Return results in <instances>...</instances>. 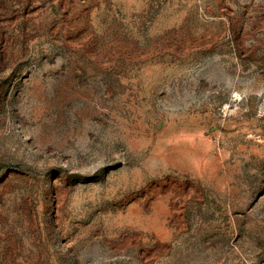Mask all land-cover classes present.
<instances>
[{
	"label": "rangeland",
	"instance_id": "obj_1",
	"mask_svg": "<svg viewBox=\"0 0 264 264\" xmlns=\"http://www.w3.org/2000/svg\"><path fill=\"white\" fill-rule=\"evenodd\" d=\"M0 264H264V0H0Z\"/></svg>",
	"mask_w": 264,
	"mask_h": 264
}]
</instances>
